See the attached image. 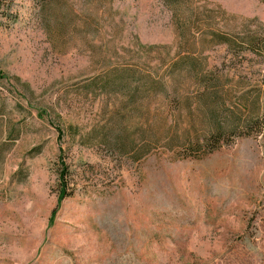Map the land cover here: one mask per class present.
Here are the masks:
<instances>
[{
  "label": "rangeland",
  "instance_id": "rangeland-1",
  "mask_svg": "<svg viewBox=\"0 0 264 264\" xmlns=\"http://www.w3.org/2000/svg\"><path fill=\"white\" fill-rule=\"evenodd\" d=\"M8 2L0 264H264V0Z\"/></svg>",
  "mask_w": 264,
  "mask_h": 264
},
{
  "label": "trees",
  "instance_id": "trees-1",
  "mask_svg": "<svg viewBox=\"0 0 264 264\" xmlns=\"http://www.w3.org/2000/svg\"><path fill=\"white\" fill-rule=\"evenodd\" d=\"M10 9V4L8 2V0H0V18L4 15H6V13H8ZM219 35V34H216ZM221 41H229L227 39H222ZM252 43H254V45L258 46L257 48L260 49V51L262 53H264V40L263 41H258V40H254L251 41ZM203 79V80H202ZM197 81H199V84L201 85V88H204L205 91L201 94V95H210L213 97H217L220 95V90H221V85L219 83V81L217 80H205L204 76L198 74L197 75ZM136 76L135 73L129 71V74L123 76L122 77H112L109 76L107 78H104V80L101 81L100 85H104V89H113V88H125L126 87V93L130 94L131 93V89L133 87H135L136 85ZM152 86H161V84L159 82H154L151 80H142L140 78V80L137 83V87L135 90V94L132 96L131 95V99H137L139 97H141L140 92L142 89L148 88V87H152ZM244 105L246 104L245 102ZM247 106V104H246ZM231 122L224 117V121L220 122V124L218 126H216V128H213L211 130V135H209L207 141H206V145H208V147H210L211 145L217 146L220 142H222L223 140L227 139V136L234 132L237 131L241 126H239V124H243L242 127L245 129H249V127H253L255 126L254 124H264V121L261 123L259 118H256L255 120L252 121H245L243 118H241V120H236V119H231ZM245 126V127H244ZM239 127V128H238ZM258 127V126H257ZM130 145L126 142V151L130 149ZM212 147V146H211ZM62 170H61V191H60V198H64L66 196V184H65V177L67 174V168H65V164L62 163Z\"/></svg>",
  "mask_w": 264,
  "mask_h": 264
}]
</instances>
